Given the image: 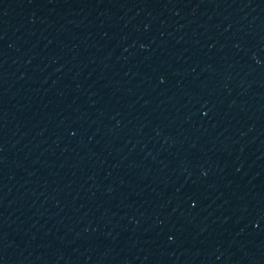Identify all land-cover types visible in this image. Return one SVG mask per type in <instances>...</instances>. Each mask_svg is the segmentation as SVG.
<instances>
[{
    "label": "water",
    "instance_id": "obj_1",
    "mask_svg": "<svg viewBox=\"0 0 264 264\" xmlns=\"http://www.w3.org/2000/svg\"><path fill=\"white\" fill-rule=\"evenodd\" d=\"M0 264H264V0H0Z\"/></svg>",
    "mask_w": 264,
    "mask_h": 264
}]
</instances>
